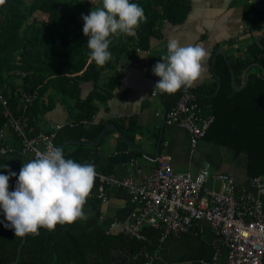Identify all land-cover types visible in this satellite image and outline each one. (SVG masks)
Here are the masks:
<instances>
[{
    "label": "trees",
    "instance_id": "16d2710c",
    "mask_svg": "<svg viewBox=\"0 0 264 264\" xmlns=\"http://www.w3.org/2000/svg\"><path fill=\"white\" fill-rule=\"evenodd\" d=\"M138 2L144 7L147 19L140 23L134 35L115 36L110 45L112 58L99 65L89 54L81 14L100 6L102 0H0V90L18 103L15 115L21 117L26 130L32 132L40 122L45 106L41 97L51 88L58 97L71 99V109L76 111L72 122L55 131L56 143L61 146L66 140L97 138L109 123L95 122L98 101L105 102L116 86L115 77L100 82L102 72L115 68L136 49H149L162 22L181 24L192 7L191 0ZM259 2L264 7V0ZM37 12L41 13L40 17H36ZM244 19L251 23L250 29L254 25L263 27L264 8H258L254 0H247ZM260 43L264 46V37ZM239 50L237 60L231 61L236 86L243 85V73L249 65L259 64L247 72V84L242 89L232 85L228 59L219 54L214 71L221 77V89L216 96L210 94L217 88V78L211 88L202 85L194 90L182 88L162 93L168 110L186 91H194L202 106H212L215 118L205 137L237 154L247 155L250 178L264 173V50L255 38L245 50ZM82 82H91L93 86L84 97ZM29 94L35 98L26 103L25 95ZM6 120L0 109V131ZM117 126L132 139L131 132L138 128L134 118L117 122ZM96 149V145L67 144L64 153L84 162L96 155ZM143 233L144 240L124 232L114 234L102 226L82 232L67 223H58L52 229L41 227L38 234L28 233L17 264H89V255L98 264H111L113 249L121 245L158 248L160 230L145 226ZM22 238L23 235H16L13 229L0 223V251L7 254L8 262L16 259Z\"/></svg>",
    "mask_w": 264,
    "mask_h": 264
},
{
    "label": "crops",
    "instance_id": "0c3cea01",
    "mask_svg": "<svg viewBox=\"0 0 264 264\" xmlns=\"http://www.w3.org/2000/svg\"><path fill=\"white\" fill-rule=\"evenodd\" d=\"M246 1L191 0L190 13L183 23L162 22L158 27L157 37L151 39L149 49H136L126 55L115 68L102 72L100 82L115 77L116 86L105 102L98 101L99 108L95 122L108 121L117 125V122L124 119H136L138 128L131 132L133 139L128 138L142 146L152 157L145 156L138 149L136 150L140 153H135V148L127 144L112 129L113 131H107L106 136L104 135L96 145V155L89 160L96 165L99 173H113L121 178L141 181L144 175L157 165V161L162 156H170L174 170L180 172L196 173L203 163L208 161L211 163L212 173L233 174L240 184L264 202V197L250 186L247 155L237 154L235 150L212 142L206 137L193 150L189 131L171 122L168 117L162 131L164 106L167 105L163 91L160 98L161 90L155 88L159 77L152 71L154 64L167 52L166 45L170 38H176L181 44H200L207 50L208 55L203 61L204 68L201 75L188 89L194 90L202 85L211 88L216 78L213 61L218 49L223 51L219 54L230 61H236L239 57V49L245 50L254 38L264 34V23L263 27L254 25L250 29L251 23L244 19ZM92 87L91 82H82V96H86ZM155 90L158 91V95L154 96L152 92ZM41 98L45 106L40 114V122L32 133L49 131L75 119L76 111L71 109V99L58 97L51 88ZM10 100L14 107L18 106L13 96ZM203 112H213L212 106H203ZM4 134L7 142L17 143L16 135L11 128H4ZM161 134H163L162 143L159 157L156 158ZM32 158H34L32 152H24L16 145L8 152L0 154V166L6 163L11 170L19 173L23 162ZM8 170L0 169L3 172ZM16 179L17 177L10 178L11 189L15 187ZM209 185L219 188L217 180L211 181ZM99 194L100 181L96 176L85 203L86 218L67 223L69 227L77 232L96 226H102L114 234L123 231L124 226L131 222V212L135 208L128 189L122 186H108L105 200L101 199ZM139 248L137 244L136 248L131 245H121L116 251L118 255L127 254V256L138 251L142 264L147 260L149 253H157L152 264H224L226 262V251L215 241L213 230L206 220L196 221L189 231L179 236L168 237L159 248L151 250L145 246H142L141 250ZM217 251L219 257L214 260Z\"/></svg>",
    "mask_w": 264,
    "mask_h": 264
},
{
    "label": "built area",
    "instance_id": "2783aa9c",
    "mask_svg": "<svg viewBox=\"0 0 264 264\" xmlns=\"http://www.w3.org/2000/svg\"><path fill=\"white\" fill-rule=\"evenodd\" d=\"M158 91L152 94L158 95ZM34 95H25L30 103ZM0 109L7 120L0 131V154L19 147L24 152H32L34 158L55 141V127L50 131L32 133L23 126L21 117L15 115L16 107L9 97L0 90ZM168 119L189 131L194 150L205 138L214 113H204L203 106L195 93L184 92L167 112ZM11 128L17 143L5 139L4 128ZM16 144V145H15ZM59 146V145H58ZM100 198L106 199L108 186H122L128 189L135 208L131 212V222L123 231L130 237L146 239L145 226L160 230L161 244L170 236H179L193 226L196 221L209 222L215 241L225 249L224 264H263L264 261V202L239 183L231 173H212L211 163L205 161L198 172H180L173 168L170 156H162L157 165L141 181L121 178L113 173H99ZM217 180L219 188L210 186ZM252 189L264 197V173L249 178ZM137 205V208H136ZM157 253H149L145 264H152ZM219 252L214 255L218 259Z\"/></svg>",
    "mask_w": 264,
    "mask_h": 264
},
{
    "label": "clouds",
    "instance_id": "9594fccd",
    "mask_svg": "<svg viewBox=\"0 0 264 264\" xmlns=\"http://www.w3.org/2000/svg\"><path fill=\"white\" fill-rule=\"evenodd\" d=\"M81 15L89 54L99 65L112 58L115 36L134 35L147 19L138 0H102ZM166 48L152 68L159 77L155 88L169 93L187 90L201 75L208 52L200 44H181L176 38H170ZM0 169H9L0 171V223L16 235L38 234L41 227L52 229L86 218L84 205L97 175L93 162H81L66 156L62 147L48 144L35 158L24 161L19 173L6 163ZM11 177H17L13 189Z\"/></svg>",
    "mask_w": 264,
    "mask_h": 264
},
{
    "label": "water",
    "instance_id": "95a60500",
    "mask_svg": "<svg viewBox=\"0 0 264 264\" xmlns=\"http://www.w3.org/2000/svg\"><path fill=\"white\" fill-rule=\"evenodd\" d=\"M255 5L258 8H262V6L260 5L259 0H255ZM263 37H264V34L263 35H259V36L256 37L255 41L257 43H259L260 46H261V48L264 50V46L260 43V40ZM219 52H222L223 53V51L221 49H218V52L216 53V56H215L214 61H213V67H215L216 59H217V56H218ZM228 63L230 65V69H231V72H232V85L237 90L242 89L247 84V72H248V70L251 67L255 66V65H259L258 63H252L251 65H249L244 70V73H243V77H244L243 85L242 86H236L235 85V81H234V69L232 67V64H231V61L230 60H228ZM214 74H215V76L217 78V88H216V90H215L214 93L210 94V96H216L218 94V92L220 91V89H221V77L216 72ZM161 92L162 91H159V97L160 98H161ZM192 92L195 93L194 91H192ZM164 111L165 112H164V116H163L162 131L164 129V125H165V122H166V119H167L168 108L166 106H164ZM109 129H113L114 131H116V133L127 144L131 145L135 149L140 150L145 156L152 157L151 155H149L146 152V150L142 146L138 145L136 142H134L133 140H131L130 138H128L124 134V132L116 124H114V123H109L104 129H102V131L99 133V135L97 136V138L95 140H92V141H80V140L71 139V140L64 141V143L61 144L60 147H62V149L64 150V148H65V146L67 144H82L83 143V144H86V145H98L100 143L101 139L103 138V136L106 134V132ZM162 138H163V134H161L160 137H159L158 150H157V153L155 155L156 158L159 157V152H160V146H161V143H162ZM27 235H28V233H26V234L23 235L22 241H21V243H20V245L18 246V249H17V257H16V259L11 264H16L21 259V256H22V248H23V246H24V244H25V242L27 240ZM141 248H142V246H140L139 250H141ZM114 251H115V248L113 249V252ZM115 254L116 253H113L112 254V257H111L112 264H115V262H116ZM120 258L122 260V263L121 264H139V254H138V251H137V253H135L132 256H127V254H126V255L120 256ZM89 264H94L92 258L90 257V255H89Z\"/></svg>",
    "mask_w": 264,
    "mask_h": 264
},
{
    "label": "flooded vegetation",
    "instance_id": "af4514ba",
    "mask_svg": "<svg viewBox=\"0 0 264 264\" xmlns=\"http://www.w3.org/2000/svg\"><path fill=\"white\" fill-rule=\"evenodd\" d=\"M5 244L3 241L1 242V244ZM113 253H116L115 254V257H116V262H115V264H121L122 263V260H121V258H120V256H122V255H118V253H117V251H116V248H115V251L113 252ZM136 253V251L134 252V254ZM133 254V255H134ZM7 254H5V253H3V252H1L0 251V264H11L13 261H11V262H8V259H7V256H6ZM132 256V255H131ZM120 262V263H119ZM93 263L94 264H98V263H96L95 261H93ZM17 264V263H16ZM111 264H112V261H111ZM139 264H142V261H141V259H140V257H139Z\"/></svg>",
    "mask_w": 264,
    "mask_h": 264
},
{
    "label": "rangeland",
    "instance_id": "374dc122",
    "mask_svg": "<svg viewBox=\"0 0 264 264\" xmlns=\"http://www.w3.org/2000/svg\"><path fill=\"white\" fill-rule=\"evenodd\" d=\"M92 1H96V0H92ZM38 14V15H37ZM37 16L36 17H40L41 16V13L40 12H37ZM35 17V16H34ZM34 17H32V18H34ZM31 20V19H30Z\"/></svg>",
    "mask_w": 264,
    "mask_h": 264
}]
</instances>
